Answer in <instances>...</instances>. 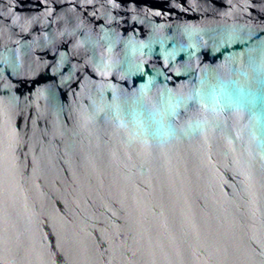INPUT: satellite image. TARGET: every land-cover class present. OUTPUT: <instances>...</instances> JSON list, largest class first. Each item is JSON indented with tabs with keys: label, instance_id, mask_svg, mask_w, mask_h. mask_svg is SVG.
<instances>
[{
	"label": "water",
	"instance_id": "obj_1",
	"mask_svg": "<svg viewBox=\"0 0 264 264\" xmlns=\"http://www.w3.org/2000/svg\"><path fill=\"white\" fill-rule=\"evenodd\" d=\"M0 264H264V0H0Z\"/></svg>",
	"mask_w": 264,
	"mask_h": 264
}]
</instances>
